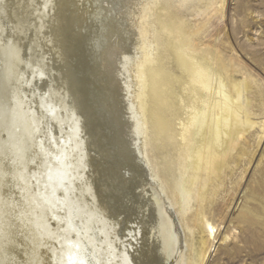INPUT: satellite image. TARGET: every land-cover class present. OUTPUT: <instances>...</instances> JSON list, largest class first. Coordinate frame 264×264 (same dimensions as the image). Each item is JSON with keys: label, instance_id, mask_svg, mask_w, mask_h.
Returning <instances> with one entry per match:
<instances>
[{"label": "bare ground", "instance_id": "obj_1", "mask_svg": "<svg viewBox=\"0 0 264 264\" xmlns=\"http://www.w3.org/2000/svg\"><path fill=\"white\" fill-rule=\"evenodd\" d=\"M224 4L0 0V264L206 263L264 136L253 81L195 42Z\"/></svg>", "mask_w": 264, "mask_h": 264}, {"label": "rangeland", "instance_id": "obj_2", "mask_svg": "<svg viewBox=\"0 0 264 264\" xmlns=\"http://www.w3.org/2000/svg\"><path fill=\"white\" fill-rule=\"evenodd\" d=\"M184 20L195 21L189 12ZM195 38L202 46L219 47L226 62L232 61L236 69L247 73L258 92L254 120H263L264 0H225L222 12L205 23ZM258 134L257 127L250 131L242 145L245 157L237 166L231 165L233 171L210 207L216 239L205 264H264V136L257 145ZM241 215L248 216L249 222L238 223ZM227 233L230 237L224 243L221 239Z\"/></svg>", "mask_w": 264, "mask_h": 264}, {"label": "snow or ice", "instance_id": "obj_3", "mask_svg": "<svg viewBox=\"0 0 264 264\" xmlns=\"http://www.w3.org/2000/svg\"><path fill=\"white\" fill-rule=\"evenodd\" d=\"M70 264H74V262L71 260V257L69 258Z\"/></svg>", "mask_w": 264, "mask_h": 264}]
</instances>
